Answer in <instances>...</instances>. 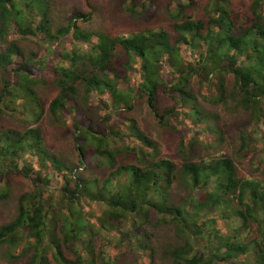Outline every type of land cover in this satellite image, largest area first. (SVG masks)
Returning <instances> with one entry per match:
<instances>
[{
  "label": "trees",
  "instance_id": "1",
  "mask_svg": "<svg viewBox=\"0 0 264 264\" xmlns=\"http://www.w3.org/2000/svg\"><path fill=\"white\" fill-rule=\"evenodd\" d=\"M183 1L173 0V33L160 27L109 37L80 28L74 19L91 25L94 12L76 15L53 34L47 1L0 0V35L8 43L0 68L10 74L9 67L17 65L13 82L6 80L0 92V115L18 117V100L25 99L34 103L28 111L32 121L41 119L28 86V74L41 64L37 56L23 55L20 42L30 37L48 45L59 42L62 48L52 63L58 92L49 110L54 122L71 132L79 163L76 167L57 155L41 127L22 125L26 119H16L23 130L0 131L2 180L20 173L32 185L19 198L16 219L0 227V247L12 256L23 245V254L33 253L28 264H52L50 254L56 264H95L88 251L75 260L63 254L64 245L91 248L84 239L95 218L85 208L89 203L101 207V221L107 224L102 228L118 232L136 263L155 264L162 247L155 245L153 232L166 228L162 231L169 229L167 235L174 237L163 246L170 264H264V0H254L250 16L233 10L231 0H210L206 22L185 17ZM119 49L126 54L123 74L113 64ZM193 78L208 89L199 92L202 99L243 117L237 141L244 157L252 154L249 162L259 176L241 175L225 154H206L227 141L229 130L193 94ZM79 85L86 89L81 102ZM160 91L175 101L162 113ZM144 98L159 122L180 135V161L158 155L157 144L135 119L122 120V110H133V102ZM82 102L97 111L106 126L103 132L92 126ZM90 152L98 158L95 170L107 173L104 179L86 166ZM119 157L130 163L120 165ZM179 179L186 194L176 199L173 189ZM9 190V182L0 185V199Z\"/></svg>",
  "mask_w": 264,
  "mask_h": 264
},
{
  "label": "rangeland",
  "instance_id": "2",
  "mask_svg": "<svg viewBox=\"0 0 264 264\" xmlns=\"http://www.w3.org/2000/svg\"><path fill=\"white\" fill-rule=\"evenodd\" d=\"M50 4L49 16L51 21L52 32L55 34L57 29L60 27H66L69 22L76 15L88 16L92 12L96 15L92 20V24L88 25V22L83 18H74L78 22V26L82 29L88 27L90 31H103L109 34V37H116L120 34L129 35L134 32L144 31L147 29H154L163 27L168 32L173 30L172 14L176 12L175 4L173 0H44ZM210 0H192V3L188 6V0H184L183 4H186V8L183 13L185 17L193 16L195 19H201L207 21L206 9L209 7ZM254 0H231L230 7L237 11L242 12L250 16L251 7ZM131 9V10H130ZM80 24V25H79ZM13 34H11L12 36ZM10 36V37H11ZM12 38V37H11ZM50 46V47H49ZM8 47V43L0 35V54L3 53ZM62 48L59 42H53L48 45L42 40L30 37L29 40H23L20 42V49L24 56H37L40 61V69L34 70L28 74L30 77L29 93L33 95L37 100L39 109L43 112L40 113L41 119L37 122H33L28 111L32 108L33 102H29L25 99L18 100L20 106L17 109L21 114L18 117L12 118L4 114L0 115V131L4 132L10 130H19L24 128H18L19 121L16 119H26L22 124L28 129L41 127L43 134L46 138L47 144L51 149L57 152L61 158L66 159L67 162L73 163L76 167L78 163V151H75V144L71 138V132L65 130L63 127L60 128L57 123L54 122L53 117L50 114L49 106L53 99L56 97L58 88L54 83L52 75H54V68L52 63L60 53ZM114 52V67H116L120 74H123L122 68V57L126 59V54L122 49ZM57 58V57H56ZM23 59L17 57L16 61L20 62ZM55 64V63H54ZM17 68V65L9 67L10 74L1 70L0 68V92H3L4 82L9 79V82L15 78L13 70ZM232 79H229L231 81ZM190 88L194 95L199 99L200 104L203 108L215 115H220L222 120L221 123L227 125L229 135L227 141L222 143H216L212 148L206 150V154L212 157L221 158L222 154L232 158L236 166L239 169L241 175H247L252 173V166L250 165L251 156L244 157V152L240 148V140L237 141L236 133L238 134L239 124L242 123L243 117L238 114H229L223 107L213 105L210 98L208 100L202 99L199 96V92L206 93L207 87H202L199 80L193 78L190 83ZM84 85H79L77 89V98H80V102L85 96ZM1 94V93H0ZM159 98L157 99L158 111L162 113L164 110H168L174 105V98L168 94L159 92ZM81 107L84 112L87 113L88 118L92 122V126L100 131L106 129L105 123L101 118H98L97 111L87 103H81ZM133 110L129 108L122 110V120L129 118L135 119L142 132L149 137L152 142L157 144L159 154H165L170 156L176 161H180L182 157L181 151L183 142L180 135L170 129L169 126L161 124L159 118L155 116L154 111L150 108L147 99L138 100L133 102ZM26 108V109H24ZM90 108V109H88ZM176 123V122H174ZM213 126V125H212ZM182 129V127L180 128ZM237 129V130H236ZM202 140H206L202 138ZM255 141L252 140L251 148L253 149ZM77 146V144H76ZM263 145L261 144L259 149ZM264 147V146H263ZM37 159V157H33ZM98 158L94 152H90L85 158L86 166L91 168L93 176H99L104 179L106 172L103 170H95ZM118 163L120 165L130 163L128 157H119ZM19 167L23 170L25 166L24 162L19 163ZM255 169V166L253 167ZM84 176H88V172L84 169ZM254 173V172H253ZM91 174V173H90ZM259 176V172L254 173ZM2 180V174L0 173V185L10 184V190L8 195L0 199V227L14 221L18 215L19 198L22 194L30 192L32 190L31 180L26 178L20 173H11ZM3 182V183H2ZM174 198L183 197L186 194L185 186L182 179L174 185ZM56 199V198H55ZM87 212L89 215H94L95 218L90 222L92 223L87 233L84 235V239L87 240L85 247L90 244L91 248L84 249V245H77L76 247H67L64 245L63 254L71 259L75 260L78 257V253L85 254L88 251L93 253L95 258V264H141L136 263L133 260L134 252L127 246V243H123L122 237L118 238V232L107 231L103 229L104 225H107L103 219L101 213V207L95 204H87ZM89 222V225H90ZM164 229H154V243L159 244L162 247L155 255V264H170L171 259L163 250V246L170 243L174 237L169 234L168 229L165 233ZM251 237V236H249ZM25 247L23 245L19 247V250L14 253L15 256L10 254V251L6 246L0 247V264H28L33 256L32 251L29 249L23 254ZM22 254V256H21ZM133 254V255H131ZM52 264H56L52 259L51 254L49 255ZM89 258H92L89 255Z\"/></svg>",
  "mask_w": 264,
  "mask_h": 264
}]
</instances>
